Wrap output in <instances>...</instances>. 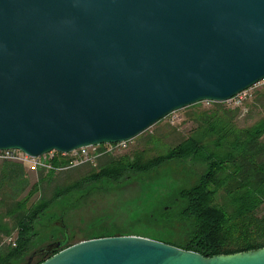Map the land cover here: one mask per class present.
I'll return each mask as SVG.
<instances>
[{"label": "water", "instance_id": "95a60500", "mask_svg": "<svg viewBox=\"0 0 264 264\" xmlns=\"http://www.w3.org/2000/svg\"><path fill=\"white\" fill-rule=\"evenodd\" d=\"M264 81V0H0V151L31 158L129 142L171 114ZM40 264H264L117 236Z\"/></svg>", "mask_w": 264, "mask_h": 264}, {"label": "trees", "instance_id": "16d2710c", "mask_svg": "<svg viewBox=\"0 0 264 264\" xmlns=\"http://www.w3.org/2000/svg\"><path fill=\"white\" fill-rule=\"evenodd\" d=\"M211 104L222 108L221 103ZM200 117L205 123L199 125L198 132L164 155L148 159L137 154L131 159L122 155L114 158L112 153H106L97 161L109 155L108 162L70 185L57 187L50 199L42 198L27 207L26 202L13 198L16 201L8 207L4 197L0 200V241L11 237L14 231H18V239L14 245L0 247V264H22L40 234L36 226L45 227V221L59 219L67 205L74 209L81 197L82 200L89 198L93 191L112 192V186L128 180L141 182L148 208L142 209L144 214H138L149 226L128 230L114 227L115 223L106 228L93 223L88 231L82 232L83 241L140 236L196 252L205 258L263 249L264 215L260 212L264 207V117L251 128L238 131L223 125L216 119L217 114L203 113ZM226 122L230 124L227 119ZM101 147L99 153L106 146ZM72 160L57 153L51 162L57 169L67 167ZM193 164H198L197 169H192L196 166ZM5 165L0 196L2 188L14 187L12 192L16 196H8L18 197L29 184L25 167L21 163ZM169 168H182L179 170L182 180L174 192L167 190L170 189L167 185H160L157 179ZM55 172L49 171L47 178L52 179ZM6 207L7 210H3ZM152 227L164 232L155 234ZM54 237L56 235L51 234V238ZM76 238L77 234L72 233L61 242L66 248L77 244L74 243Z\"/></svg>", "mask_w": 264, "mask_h": 264}, {"label": "rangeland", "instance_id": "374dc122", "mask_svg": "<svg viewBox=\"0 0 264 264\" xmlns=\"http://www.w3.org/2000/svg\"><path fill=\"white\" fill-rule=\"evenodd\" d=\"M240 95L241 97L238 96V98L230 102L221 103L222 105L219 107L222 108H215L211 103L203 102L177 111L134 140L121 144V146L118 144L117 147L114 148L108 147L110 150L109 152L112 153V157L114 158L122 155L131 159L137 154H143L148 157V159L164 155L169 152L172 147L177 146L180 142L198 132L199 125L205 123L202 117H200L203 113H209L210 115L217 114L216 119L220 120L223 125L232 126L235 131L251 128L260 118L264 117V81ZM226 119L230 121V124L226 122ZM101 148L102 147L92 148L90 149V153ZM187 151L189 152V150L185 149V152ZM109 159L110 157L108 155L93 163L79 164L72 168L68 167L56 170L52 179L47 178L49 171L43 169L33 171L28 165L23 164L25 167V178H27L29 184L23 189L20 195H17L18 197L8 196L9 194L15 195L14 192H12L14 187L2 188V197L0 196V200L5 197L8 207L16 200L26 202L27 207H31L42 198H52L51 196L57 187L70 185L81 177L97 170L100 164L103 165L108 162ZM6 163L12 165V163L18 164L19 162L0 160V184H4V180L2 181V179ZM193 165L196 166H192V169H197L198 164ZM179 170L182 171V168H169V170L162 171L161 176L157 178L160 180V185H167V188H170L167 190L173 189V192L177 190L175 186H178L177 183L182 180V173ZM40 180L43 181L40 182ZM40 183H42L40 188H36ZM112 187V192L104 193L93 191V194L89 198L82 200L83 197H81L80 203L74 207V209L67 210L65 223L69 226V233L77 234L74 243L83 241L82 234L84 231H88L93 223H98L97 226L100 228L111 227L115 223L114 227L118 226L120 228H127L128 230L132 228L139 229L148 225L146 220L138 214L143 213V208H148L147 202L143 196L141 182L128 180L120 182L119 185ZM160 192L161 190H159L156 195ZM161 195H163V191ZM13 198H16V200ZM12 199L14 201H12ZM148 204L150 205V202H148ZM8 207L2 209L7 210ZM260 214L264 215V207ZM54 222H59V219L53 220V222L45 221L44 223L47 224L45 227L40 224L36 226L38 234H40L37 235L35 239V245L49 244L51 232L55 226ZM152 229L154 233L158 235L164 232L162 229H156V227H152ZM17 239L18 231H14L11 237L4 238L0 241V247L14 245ZM42 260L43 259L40 261Z\"/></svg>", "mask_w": 264, "mask_h": 264}, {"label": "built area", "instance_id": "2783aa9c", "mask_svg": "<svg viewBox=\"0 0 264 264\" xmlns=\"http://www.w3.org/2000/svg\"><path fill=\"white\" fill-rule=\"evenodd\" d=\"M239 96L241 97V95ZM105 146H106L104 148L105 150H103L101 153L98 152V149L94 151L93 153H90V149L95 148V147H87V148H82L80 150L74 151L71 154H62L64 156H69L73 158V160L67 167L57 168V169L53 167L51 161L55 157V154H57L58 152H52L40 158H31L19 150H7V151H0V160L19 162V163L28 165V167L33 171H37L40 169H43L46 171L60 170V169L68 168V167L72 168L73 166L75 167V165L77 166L79 164L93 163L103 154L110 153L109 152L110 150L108 147H111V148L117 147V145H105Z\"/></svg>", "mask_w": 264, "mask_h": 264}, {"label": "flooded vegetation", "instance_id": "af4514ba", "mask_svg": "<svg viewBox=\"0 0 264 264\" xmlns=\"http://www.w3.org/2000/svg\"><path fill=\"white\" fill-rule=\"evenodd\" d=\"M117 186V185H116ZM72 207L70 205H67L64 209H62L59 222L55 223L53 230L51 234H55L56 238H50L49 244H42V245H33L32 249L29 251L28 255L24 258V262L22 264H36L38 261L43 259V254H44V248L47 246L51 245L52 243L61 242L62 238L67 237L69 233V226L65 223V217L67 214V210H71ZM45 229V228H44ZM59 238V240H58ZM63 240V239H62ZM33 252V253H32Z\"/></svg>", "mask_w": 264, "mask_h": 264}, {"label": "bare ground", "instance_id": "6f19581e", "mask_svg": "<svg viewBox=\"0 0 264 264\" xmlns=\"http://www.w3.org/2000/svg\"><path fill=\"white\" fill-rule=\"evenodd\" d=\"M118 145V144H117ZM121 145V144H120ZM33 253V252H32Z\"/></svg>", "mask_w": 264, "mask_h": 264}]
</instances>
